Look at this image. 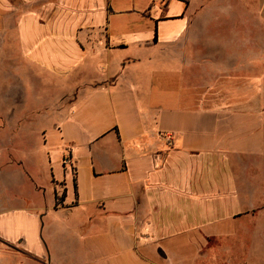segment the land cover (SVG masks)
I'll use <instances>...</instances> for the list:
<instances>
[{
	"label": "crops",
	"instance_id": "0c3cea01",
	"mask_svg": "<svg viewBox=\"0 0 264 264\" xmlns=\"http://www.w3.org/2000/svg\"><path fill=\"white\" fill-rule=\"evenodd\" d=\"M262 246L264 0H0V264Z\"/></svg>",
	"mask_w": 264,
	"mask_h": 264
},
{
	"label": "rangeland",
	"instance_id": "374dc122",
	"mask_svg": "<svg viewBox=\"0 0 264 264\" xmlns=\"http://www.w3.org/2000/svg\"><path fill=\"white\" fill-rule=\"evenodd\" d=\"M50 121H46L43 126L46 128ZM26 143L23 145V148L25 150H22V146H20V149L17 148L16 141H12L13 139L9 138V152L7 154H10L12 158H15V156H21L23 159L29 160V159H35L42 162H47L48 160L56 161L58 158L54 157L53 154H51L50 150H46L43 139L41 138V134L39 133V129L36 128L35 130H32L30 135L25 137ZM43 144V145H42ZM49 154V156L46 155ZM7 157V156H6ZM57 169V168H56ZM251 261L250 264H264V246L260 247L259 250H253L250 254Z\"/></svg>",
	"mask_w": 264,
	"mask_h": 264
}]
</instances>
